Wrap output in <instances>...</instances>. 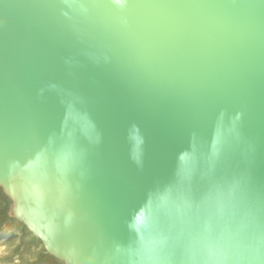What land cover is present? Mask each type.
Returning a JSON list of instances; mask_svg holds the SVG:
<instances>
[{
  "label": "water",
  "instance_id": "95a60500",
  "mask_svg": "<svg viewBox=\"0 0 264 264\" xmlns=\"http://www.w3.org/2000/svg\"><path fill=\"white\" fill-rule=\"evenodd\" d=\"M0 187L62 264H264V0H0Z\"/></svg>",
  "mask_w": 264,
  "mask_h": 264
},
{
  "label": "rangeland",
  "instance_id": "374dc122",
  "mask_svg": "<svg viewBox=\"0 0 264 264\" xmlns=\"http://www.w3.org/2000/svg\"><path fill=\"white\" fill-rule=\"evenodd\" d=\"M0 264H62L12 214V201L0 187Z\"/></svg>",
  "mask_w": 264,
  "mask_h": 264
}]
</instances>
